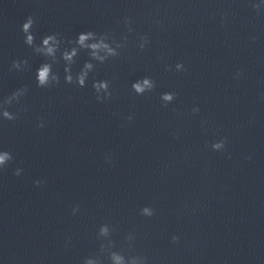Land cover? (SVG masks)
<instances>
[{
    "label": "clouds",
    "instance_id": "clouds-1",
    "mask_svg": "<svg viewBox=\"0 0 264 264\" xmlns=\"http://www.w3.org/2000/svg\"><path fill=\"white\" fill-rule=\"evenodd\" d=\"M249 6L256 10L257 12L264 10V2L256 3L250 0ZM35 20L33 16H28L21 26V31L24 34V43L32 47L34 52L43 55L46 57V62L42 63L36 71V82L37 87L48 88L60 83L59 74L53 71V64L57 63V53L60 52V58L65 62L64 66V81L67 84H75L76 86L83 88L86 86L89 73L92 72L95 68L93 61L103 64L108 61L110 58H115L120 55V49L126 46L127 36L121 37L119 41L114 38V35L111 32L97 33L94 31L81 32L77 35L75 40L67 41L69 44L74 45L73 47L65 48L63 51H60L61 38L58 33L48 34L42 37L39 44L35 43V36L33 34V26ZM131 19L125 18L124 24L127 27V31L131 33L133 28L131 27ZM157 23H161L158 21ZM224 23V17L221 19V24ZM255 41V37H252ZM138 47L143 51L150 43L149 37L147 35L139 36ZM80 51H87L90 57L89 61H86L81 68V70L75 75L72 73V65L76 62V57ZM27 60H14L12 62V69L17 71L24 70L27 67ZM166 71H172L173 68L171 65L165 66ZM176 72L187 71L182 62H178L174 66ZM243 74L242 70L238 71L234 78H240ZM93 89L95 90L96 99L98 101H103L110 99L112 97V91L110 90V81H94L92 84ZM133 91L136 95H144L145 93H151L154 91L156 84L155 81L150 77H144L139 80H136L131 85ZM27 86L21 87L14 91L10 96L6 97L2 102H0V117L5 120L12 121L17 119V114L12 113L7 110L8 106H11L14 101L19 102L20 98L27 93ZM163 102L162 106L167 107L176 99L175 92H166L161 94L160 97ZM200 109L198 106L192 108V114L199 113ZM125 119L131 121L133 119L132 115L127 116ZM202 125L205 123L201 122ZM38 128L44 127L43 122L37 125ZM228 143L227 137H222L218 140H215L211 144V148L214 151H226V146ZM13 159L12 154L7 151H0V169L4 168L9 161ZM250 159V157H249ZM21 168L15 169L14 175L19 176L22 173ZM36 186H40L44 181L37 180L34 181ZM79 210V205H76L72 209V214L75 215ZM140 215L145 217H151L155 215V209L150 206H145L140 210ZM112 229L109 225H101L98 231V236L103 237L107 240V244L102 243L100 245V253H107V259L109 264H148V258L143 255H129L126 256L123 252H118L113 250L114 245L110 239ZM133 235L130 233L126 237L127 240L132 241ZM180 237L173 235L171 237L172 243H178ZM83 264H103L101 256L88 257L85 258Z\"/></svg>",
    "mask_w": 264,
    "mask_h": 264
}]
</instances>
